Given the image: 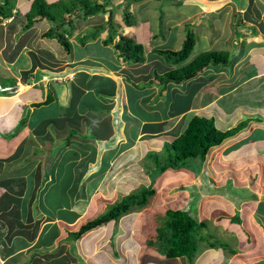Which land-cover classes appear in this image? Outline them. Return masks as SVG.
Instances as JSON below:
<instances>
[{
	"label": "crops",
	"instance_id": "1",
	"mask_svg": "<svg viewBox=\"0 0 264 264\" xmlns=\"http://www.w3.org/2000/svg\"><path fill=\"white\" fill-rule=\"evenodd\" d=\"M31 1L32 0H15V7L12 10L14 14L11 17L3 19L6 23L2 20L0 21L2 26H4V28H2L3 33L4 30L7 29V24H9L12 19L16 18L19 9L22 15L28 11ZM196 2L197 1H194L192 3ZM231 2L232 1L229 0L225 8H223L226 10L224 16H230L229 12L231 13L234 11L236 16L239 13V17L243 18V21H245L246 24L250 26L252 25L251 28H253L254 31L255 28L258 27L257 29H259V31L261 30L264 32V16L261 14L258 7H248L246 10L247 12L253 13V15H251L253 19L245 20L244 18L247 12L244 13L246 11L244 5L243 7L239 6L238 8V6ZM260 2L263 3V1ZM229 8H231V10H229ZM198 9L202 10L201 6L198 4L186 8V10H190L189 12ZM75 24L77 25L76 32L79 28L78 25H83V22L78 21L75 22ZM9 27L10 25L8 28ZM249 30L253 32L251 29ZM203 32L204 34L211 33L208 29ZM223 35L225 36V34L221 33L220 38H222ZM263 41L259 40L258 42H255L256 46L252 44L245 45L247 48L251 47L252 51L250 52H246L247 49H243L242 51L232 49L234 57H237L238 54L239 56L235 59V62L233 63L234 65L232 64L233 67L236 66V68L233 69L232 67L231 70L234 72L231 74L230 69L227 70L229 73H226V70L221 69L218 73H216L217 71L214 72L212 74L214 76L210 75L212 76L210 79L216 77L215 79H219L218 81L224 80L227 81V83L231 82L233 84V86H230L231 88H229V90H225V87L221 86L219 89L220 94L218 95V97L221 98H218V100H220L219 102H221L225 96L231 95L236 90L241 89V94H243L242 97L245 98V103L241 106V113H252L251 116L264 114V51H258V49H264V44H262ZM241 47L243 48V45H241ZM254 51L259 52L261 55L259 58L260 60H256L257 57L254 59L251 58ZM195 55H197V53L191 52L189 60ZM47 59L49 58L47 57ZM56 60L59 61L58 59ZM61 61L60 64H58L59 66L55 65L54 68L41 63L43 66L40 70L36 71L38 73L29 70L30 72L23 74L22 70H20L18 76L14 75L12 77L15 80L13 85L14 92L11 95H0V98L6 100L1 102L0 99V171H3V169L6 168L9 169L10 172V177L0 176V196L5 192L8 196V204L3 206L7 211L5 214H2L0 219V264L3 261L6 262L10 258L14 259L15 254L18 255L17 258L15 257L16 260H13L15 263L12 264H45L47 260V264H81L79 262L80 257L83 258L84 262L89 258V260L93 262L92 264H108V261H111L112 257L109 256L107 250L100 248L101 244H97V248H95L97 245L93 246L92 250L87 249L84 250L85 252L82 250L75 252L72 251V255H68L69 245L75 242L69 238V232L77 230L81 224H84L103 212L104 207L99 204V201L103 199L108 203L116 191L121 188L116 186L112 180L117 175H123L126 172L130 174L129 171L132 172L131 168H127V163L131 161L129 152L132 154V150H134L137 160L144 159L142 156L143 153L140 150V147L143 146V144L147 145L148 149L153 151L156 150V152H158L162 148L161 146H163L166 139L170 140L183 131L185 126H182L181 123L180 125H177V123L172 121L175 120L177 115L190 111V105L193 99L199 102L198 98L201 96V87L204 85V82H206L204 80L197 88L196 86L192 87V90L196 89L193 92L191 102L189 106L185 108L186 110L183 109L180 112L178 110L177 112L179 114L173 115L172 112L161 113V109L154 106H149V108H145L144 106L136 107L133 108V112H131L130 106H128L127 102L128 96L131 94L128 92L132 87V83H130L129 78L127 80L124 74H116V72H114L119 68V64L115 69L111 68V66H100L99 61L98 63H94L100 67H97L94 63L91 66H85V60L82 58H75L74 55L71 57L70 53H66V57L61 59ZM10 62H13V60H10ZM76 62L80 63L77 64ZM134 64H132V66ZM149 64L150 57H145V60L142 63L136 65H139L137 66L139 71V69L141 70L144 66L149 67ZM125 65H128V63L122 60L121 66L123 67ZM153 65L156 66L155 64ZM61 66L63 68H61ZM158 69H161L160 71L162 72L164 71L163 66ZM225 74H230V77H227ZM92 77H98L100 80L89 85L88 81L91 80L92 82ZM148 78V75H144L142 77V82H151V80H147ZM152 80L154 81L156 79L152 78ZM134 83L135 84L133 85L137 86L136 82ZM157 83H159L157 80L156 82L149 83V85H152V89L144 88L139 90L137 93L139 103L144 101V97L148 95L149 97L151 96V98L154 96L156 100L157 98H162L161 95L163 89ZM0 84H2L1 81ZM156 87L157 93L153 94ZM56 88L61 89L60 97L62 98V101L60 100V103L59 99L61 98L57 96L58 94L55 92ZM112 91L113 95L106 96ZM90 92L92 95L86 99L85 97ZM48 95L51 97V100L48 103L36 106V103L44 102ZM52 96L55 97L56 102L52 100ZM118 97L124 105L123 108L121 106L115 107V104L117 105ZM208 99L211 100L210 96L206 100ZM87 100L89 102L91 100L95 102L99 101V103L104 105H97V108L87 105L84 106L83 103ZM70 101H73L72 103L76 102V106L73 105V107L70 108L68 105ZM55 104L59 107L55 108ZM133 105L136 106L137 103ZM222 105L226 107L225 102ZM48 106H50L49 108L56 109V111H51L49 115L44 116L47 117L49 122H52L53 125H55L51 140L54 141L52 144H54L53 148H56L54 151L57 152V155L52 154V156L45 155L43 151L36 153L35 150L42 149L41 147L33 148L29 146V141L31 139L40 138V140H43L41 138L45 134V130L39 132L33 130L34 127H37V122L33 123L30 120L35 113L34 109L39 108L45 110ZM232 110L233 107L227 109V112L230 113ZM128 111H130L128 113V118L123 119L120 117L123 113ZM61 112H64L65 115L62 116ZM55 114L57 115L55 116ZM190 115L193 114L191 113ZM190 115H188L189 118ZM21 119L24 121L23 128L16 135L9 136ZM119 119L123 122L121 128L123 132H121V137L118 138L120 141L116 145V148L114 147L115 150L111 156L110 153H107L109 146L106 141L112 136V130H115L116 128L115 125L113 127V122ZM188 120L186 122H188ZM263 121L257 122L251 120V124L246 126L247 136L229 145L218 155L216 158L218 162L216 161V163H219L218 165L225 169H223V172L221 173L223 177L217 176V179L220 181L219 184L216 183L217 179L214 181L215 187H207V183L197 178L203 172L207 157L200 168V172H196V174L184 168L174 169L177 173H181L182 176L185 174L188 176V180L186 181H180V175H177L176 178V181L179 180L178 183L180 186L184 187L186 185L185 187H188L187 190L182 191V203L180 206L193 208L196 213H200L199 208L202 203H205L204 201H210L213 203L218 201L221 204V209H219V211L215 212V210H213L209 217L205 216V218L204 216H199L198 218L194 217L196 220L201 221L213 218L216 220V225H219L223 220L234 222L230 213L228 214V207L231 212H235L237 207H240L238 208L240 211L245 209L243 215H240L241 221L244 216L243 218L245 219L246 217L251 224L254 221V217H257L262 213L261 211H264V207H262L264 201L256 205L257 211L253 207V205H255L253 200L251 209H248L246 206L249 202L248 199L252 198L251 193H253L248 187H262L259 184L260 174L258 170H264ZM95 122H98L97 127L99 126V123H103L102 128L104 130V132L96 134V142L92 141L90 138L93 136L88 134V130L93 127ZM131 125L134 127L131 128ZM128 126L130 128V137L124 130ZM45 128H47V125H45ZM131 129H133L132 133ZM58 142H60V146L57 145ZM91 143L93 148H96L95 161L97 162H94L92 153L94 149L90 146ZM41 144L42 143H40V146ZM50 145L51 144H48V147ZM20 146L21 149H28L30 147L29 151L24 152L20 150L17 152V149ZM113 146H115V144H113ZM229 147L231 148L226 151ZM49 150L51 151V146L49 147ZM115 153H118L117 161L119 168L114 173H110L109 170L112 168V163L109 161H111L110 159L114 157ZM148 153L146 154L147 160L150 159ZM59 154L64 158V162L60 164H58V162H52V160ZM41 155L46 159L43 167L41 166L43 162L41 165L38 164V158H40ZM84 159H89V173L86 172L87 168L82 172L84 168L80 167V164ZM102 159L106 161V170L100 174L98 169L101 164L98 162ZM38 165L41 166V170L37 177L36 175L38 172L35 168H37ZM70 165L77 168L82 175L79 183V186L81 187H76L75 196L70 198V201L67 202V204H64L68 207L67 210L64 209L65 207L60 203L61 195L63 194L62 187L53 186L52 183H60L53 182V178L63 172L66 173V170L70 168ZM247 167L250 168L247 170ZM46 168L47 170H45ZM168 170L173 169L167 168L165 171ZM190 173L192 174V177ZM110 174H114V176H111L108 179ZM198 180L200 181V184L198 183ZM172 182H175V179ZM164 184H169V182H165ZM210 186H212V184H210ZM230 186H233L234 189H231ZM229 190H241L243 194L232 195ZM81 191L85 192V196L80 195ZM195 193L197 196H194ZM25 207H27L28 211L23 210ZM223 208L226 209V214H222L225 211L222 213L220 212ZM92 213L94 214L91 216ZM110 223H112V221L103 225L110 226ZM9 224H16V230L18 233H20L21 230H24L27 234H23L24 236L15 235V230L12 228L10 229ZM35 225H38V230L36 234L33 235L35 232L33 226ZM53 225L56 226L53 227ZM252 228H254V226L251 224L247 230L250 232ZM65 229H67V232ZM231 231L233 232L237 230L233 228ZM244 232L245 231L242 230V233ZM116 233L114 240L115 245L117 246L118 240H121V235L124 233L123 228L119 226ZM130 234H132V232ZM246 234L248 233L246 232ZM259 234L261 237H264L263 231L260 230ZM245 239L248 240V238ZM126 249L129 251L132 250L130 247H125L123 251H127ZM234 251L237 252V250ZM256 258L257 257L254 256L252 259L256 260ZM105 261L107 262L105 263ZM159 262H161V260ZM258 262H261V259H258L256 263Z\"/></svg>",
	"mask_w": 264,
	"mask_h": 264
},
{
	"label": "rangeland",
	"instance_id": "2",
	"mask_svg": "<svg viewBox=\"0 0 264 264\" xmlns=\"http://www.w3.org/2000/svg\"><path fill=\"white\" fill-rule=\"evenodd\" d=\"M47 1L53 2L57 0ZM198 1L201 4L198 2L192 3L194 1L191 2L188 0L187 2L186 0H144L140 3L129 2V5H127L126 0H107L105 2L107 9H114L113 24L117 26V29L114 32L117 36L116 38H118V34H123L135 38L137 42H141L143 44L144 54L146 53L145 57H150L149 67L144 66L143 68H141V70L139 69L138 71L137 66L139 65L134 64L132 66L133 63L131 62L128 63V65L130 64L131 66H121L122 58L115 50L113 44L110 43L105 45L103 43V40L108 35L107 30H113V28H107V15L101 16L100 13L92 16H87L85 19H83L82 16L79 15L77 17H73L74 22L82 21L83 25H78L79 28L77 29V31L74 32L73 36L69 37V40L72 43L70 55L71 57L72 55H74L75 58H82L83 60H85V66H91L94 62L98 63L99 61L100 66H111V68L115 69L119 64V68L114 72H116V74H124L127 80L129 78L130 83H132V87L128 92L131 93L129 94L130 99L127 102L128 106H130L131 112H133V108L141 106H144L145 108H149V106L157 107L161 109V113H170L174 112L175 110L181 111L189 106L194 90L205 80L206 82H204V85L201 87V96H199L198 98L199 102L193 99L190 105V111L187 113H181L176 117L174 116L175 120H173L172 122L177 123V125H180L181 123L182 126H186V121L189 119L188 115H190L191 113H198L205 115H214V117L216 118L215 124L218 127H233L245 117L252 115V113H241V106H243V104L245 103V98L242 97L243 94H241V89H238L231 95L224 97L223 100L219 102L220 100H218V98L220 97H218V95L220 94L219 89L221 88V86L225 87V90H229V88H231L230 86H233V84L231 82H228V84L227 81L224 80L218 81L219 79H215L216 77L210 79V75H212L216 71V73L219 72V70H217L218 68L213 65H208L207 67L203 68L195 77L181 83H176L174 81H168L164 83V81H161V83L159 82L157 84L163 89L162 95L159 94L162 98H157L156 100L153 95V98H151V96L149 97L148 95L144 97V101H141V103L138 102L137 93L139 92V90L144 88L152 89V85H149V83L156 82V80H152V78L155 79V71L157 72V74H161L165 70L173 68L175 66L171 64V62H168V65H166L165 59L154 52V49L160 47H169L174 50L179 49L186 37L188 29H191L196 33L197 42L195 43L192 53L197 54L208 49H226L230 52V58H232V49H238L241 51L243 49H247L246 52H250L252 51L251 47L247 48L245 45L252 44L256 46L255 42L264 40V32H262L261 30L259 31V29H257L258 27L255 28L254 31V29L251 28L252 25L250 26L246 24V22L243 21V18L239 17V13L236 16V13L233 11L231 12L232 14L229 12L230 16H224L226 10L223 8H225L229 0ZM231 1V3L238 6V8L239 6L243 7L244 5L245 10L250 6L258 7L261 11V14L264 16V0ZM260 1H263V3H261ZM197 4L201 6L202 10H194L195 12H189L190 10H186V8L190 7L191 5ZM126 6L132 17H135L136 23L134 25L126 26V24L124 23V17L122 13L123 10H125L124 8H126ZM229 10H231V8H229ZM246 12L247 10L244 13ZM246 15H253V13L248 12V14ZM24 22L25 17L21 14V11L19 9V13L17 14L16 18L12 19L11 22L7 24V29L4 30V33L2 31V28H4V26H2V24L0 23V75L2 77H9L10 79H12L14 75L18 76L20 70H22L23 74L30 71L36 72L42 68V64L54 68L55 65L59 66L58 64H60L61 59H64V57H66L67 52L65 53L62 46L57 42L56 39H54L53 37L47 38L43 36V33L47 31V29L52 25L49 20H39L28 29L23 28ZM9 25L10 27L8 28ZM205 28L211 31V33L209 32L208 34H204L203 31L206 30ZM98 29L102 31L95 40H89L83 44L77 38V34H80L83 31L84 32L81 34H85L88 30L96 31ZM249 29H251L253 32H251ZM221 33L225 34V36L223 35L222 38H220ZM116 38H114V40H116ZM262 44H264V41L262 42ZM241 45H243V48L241 47ZM258 51L263 52L264 49H258ZM258 51H254L252 53V59L257 57L256 60H260L259 58L261 57V55ZM47 57L50 60L47 59ZM56 59H58L59 61H57ZM191 59L192 57L190 58V60ZM10 60H13V62H10ZM153 64H155L156 66H154ZM99 65L97 66L96 64L97 67H100ZM233 65H227L221 69H224L226 70V73H229V71L227 70H231ZM162 66L164 67L163 72L160 71L161 69H158ZM61 68L63 67L61 66ZM234 68H236V66L233 67V69ZM232 72L234 71L231 70L230 74ZM230 74L225 75L227 77H230ZM144 75H148L149 78L147 80H151V82H142V77ZM91 79L92 82L91 80L88 81L89 85L100 80L98 77H92ZM134 82H136L137 86L133 85L135 84ZM193 86H196L194 90H192ZM55 92L58 94L57 96L61 98V89L56 88ZM155 93H157V87L153 94ZM91 95L92 94L90 92L85 98L87 99ZM209 96L211 100H206ZM0 99L1 102L6 101L3 98ZM52 100L56 102L54 96H52ZM60 100L62 101V98L59 99V103ZM72 102L73 101H70L68 104L70 108H72L73 105L76 106V102ZM224 102L226 103V107L222 105ZM89 103L92 105H90ZM136 103L137 105L134 106L133 104ZM83 105L93 106L94 108H97V105L104 104L99 103V101L95 102L91 100L89 102L87 100L84 101ZM119 106L123 108L124 105L118 97L117 105L115 104V107ZM49 107L50 106L46 107L45 110L39 108L34 109L35 113L30 120L33 123L37 122V131L45 130V137L42 138L43 140H40V138H34L33 140L31 139L29 141V146L33 148L41 147L42 149L40 150L43 151L45 155L52 156V154L57 155V152L54 151L56 148H53L54 144H52L51 140L53 137V130L55 125H53L52 122H49L47 120V117L44 116L49 115L51 111H56V109H52ZM58 107L59 106L57 105L55 106V108ZM232 107L234 112L236 113H234L233 110L230 113L227 112V109H231ZM130 111L123 113L120 117L123 119L128 118V113ZM57 114H55V116ZM61 115L64 116V112H61ZM255 116L261 117L264 120V114H256ZM97 123L98 122H95V124H93V127L88 130V134L93 136L90 139L94 142H96L97 140L96 134L104 132L102 128L103 123H99L98 127ZM249 124L251 123L249 122L248 125ZM45 125H47V128H45ZM114 125L116 128L115 130H112V136H110V138L108 137L109 139H107L106 141L107 145L109 146H107L109 148L107 150V153H110L111 156L114 153V147L116 148V145L120 141L118 140V138L121 137V132H123V130H121L123 122L120 119L114 121L113 127ZM132 127L134 126L131 125V128ZM124 130L130 137L129 126ZM246 130V127L241 129L233 137L226 139L222 144L212 147L209 150L206 155L207 159L205 167L203 166V172L197 177L199 178V180L207 183V187H215L214 181L217 179V176L223 177L221 173L225 168L219 166V163H216V158L218 157V155L222 153L229 145L237 142L242 138H245L247 136ZM132 131L133 129H131V133ZM166 141L169 142L170 140L166 139ZM40 143H42L41 146ZM112 143L115 144V146H113ZM48 144H51V151L49 150L50 146L48 147ZM57 145L60 146V142H58ZM90 146L93 148L92 143L90 144ZM161 147L162 148L160 149V151H158L160 153L157 154L155 150V154L158 157H161L164 154L162 151L164 146ZM29 148H22V151H29ZM230 148L231 147L226 149V151ZM93 149L94 151L92 153L94 162H97L95 161L96 148L94 147ZM140 150L143 153L142 156L144 157V159L137 160L134 150H132V154L131 152H129L131 158L130 162H132L135 167L134 170L131 169L132 172L129 171L131 175L126 172L123 175H117L115 177L116 179L114 178L112 180L116 186L121 188L116 191V193L111 197L108 203L103 199L99 201V204L104 207L103 212L106 210L107 206L110 203L118 200L121 196H123V194L130 193L138 187H141V184H144V182L147 181L146 173L148 172V162L153 163L154 159L151 160L150 158L149 160H147L146 154L149 152L148 156H150V153H154V151L148 149L147 145L145 144L140 147ZM117 154L118 153H115L114 157L110 159L111 161H109L112 163V168L111 170H109L110 173H114L119 168ZM38 159V164L41 165V163L43 162V164L41 165L43 167L45 165L46 159H44L42 155ZM52 162H58V164H60L64 162V158H62V156H60L59 154L55 159L52 160ZM98 163H100L102 166H106V161L103 159ZM194 164L197 165L195 161H193V165ZM89 165V159L82 160L80 164V167L84 168L82 172H84L87 168L86 172L89 173ZM138 165L142 166L141 172ZM41 166L38 165L37 168H35L38 172V174L36 175L37 177L39 176ZM249 168L250 167H247V170ZM184 169H187L194 174H196L197 172L196 169ZM45 170H47V168ZM1 171L0 176L2 177H7L10 174L9 169L4 168L3 171ZM66 171H68V173L66 174V177L63 179L62 183H52L53 186L62 187L63 194L61 195L60 203L63 204L62 206L65 207L64 209L68 208L64 204H67V202L70 201V198H73L75 196L77 189L76 187L79 186L78 182L81 181L82 175V173H80V171H78L77 168L73 167L72 165H70V168H68ZM258 171L260 174L259 184L262 187H248V189H251V191H253V193L251 194L252 198H254L248 199L249 202L248 205H246L248 209L252 208V200L255 203V205H253L255 210L257 208L256 205L264 201V170L260 169ZM177 175H180V181L188 180V176L186 174L182 176L181 173H177V171H175L174 169L164 171L155 178L153 186L156 189V192L150 198V201L146 207L138 211H136L137 209L132 210L125 215L120 216L118 220L112 221L113 224L110 223V226L100 225V227L97 226V228H92L78 239H74L73 237H71L70 239L74 240L75 242L69 245L68 255H72V253L75 251L82 250L83 252H85L84 250L87 249L92 250L93 246L101 244L100 248L107 250L109 256L112 257V260L108 261V264H257L256 262L258 259H261V262L258 263L264 264V256H261L264 255V237H261V235L259 234L260 230L264 232V211L261 210L260 211L262 213H260L257 217H254V221L251 223L254 228H252L250 232L247 230L251 225L250 221H248L246 217L244 219V216L242 217V221L238 223L231 222L230 220H223V222H220L219 225H216V220H214L213 218L206 220L205 227H203L202 229L200 228L197 231V234H205L206 236L203 235L201 237H206L205 239L211 242L218 241L226 243L227 249L220 247L216 248V246L211 247L208 242L200 241L197 242L198 250L189 261L186 259V257H166L156 249L146 245V239L156 235L155 228L163 222L164 214L167 209H190L188 210V212L195 218H198L199 216H204V218L205 216L209 217L213 210H215L216 212L221 209V204L218 201H215L214 203L210 201H204L205 203H202L199 208L200 213H196L193 208H187L186 204V207L180 206V204L182 203V191L187 190L188 187H185L186 185L184 187L180 186V184L178 183L179 180L176 181ZM190 175L192 177L191 173ZM111 176H114V174H110L108 176V179ZM174 179L175 182H172ZM199 180L198 183L200 184ZM216 181V183L219 184L220 181L218 179ZM165 182H169V184H164ZM210 184H212V186H210ZM230 188L234 189L233 186H230ZM229 191L232 195L243 194L241 190ZM194 196H197L196 193L194 194ZM7 198L8 196L6 195L2 198V200H0V219L2 217V214H5V212L7 211V209L3 208V206H6L8 204ZM262 207H264V205ZM238 208L240 207H237L235 212H231L228 207V214L230 213L231 218L234 217V214L237 211L239 212V215H243L245 209H242L240 211ZM23 210L28 211L27 207L23 208ZM220 212H224L222 214H226L227 211L225 208H223L222 210H220ZM93 214L94 213H92L91 216ZM55 226L56 225H53V227ZM119 226L123 228L124 233L123 235H121V240H118V244L116 242V246L114 236L115 234H117L116 232L118 231ZM233 228H235L237 231L232 232L231 229ZM242 230H244L245 232L242 233ZM65 231L67 232V229H65ZM131 232L132 234H130ZM246 232L248 234H246ZM208 234L211 235V237H209ZM245 238H248V240H246ZM97 247L98 245L95 248ZM125 247H130L132 250L129 251L128 249H126L127 251H123ZM228 249L237 250V252L231 253ZM17 255L18 254H15L16 258ZM254 256L257 257L256 260L252 259ZM15 257L14 259H8L6 262L3 261L4 263L2 262L1 264L15 263L13 261L16 260ZM160 260L161 262H159ZM47 261L45 262V264H47ZM79 262L81 264L93 263L89 260V258H87L86 262H84L82 257H80ZM106 262L107 261H105V263Z\"/></svg>",
	"mask_w": 264,
	"mask_h": 264
},
{
	"label": "trees",
	"instance_id": "3",
	"mask_svg": "<svg viewBox=\"0 0 264 264\" xmlns=\"http://www.w3.org/2000/svg\"><path fill=\"white\" fill-rule=\"evenodd\" d=\"M106 1L107 0H57L48 2L47 0H32L28 11L24 14L25 23L23 28H30L38 20H49L52 25L43 33V36L56 39L62 46L63 50L69 54L72 48V43L69 40V37L74 35L77 27L73 17L79 15L85 19L87 16H92L97 13H100L101 16L107 15V28L111 27L113 30H107L108 35L103 40V43L105 45L112 43L123 61L127 63L131 62L133 64L142 63L145 60L143 44L137 42L135 38L128 35L118 34V38H116L117 36L114 32L116 31L117 26L113 24L114 9H107L105 4ZM142 1L144 0H126L127 5L130 4L129 2L137 3ZM190 1L199 2L198 0ZM14 7L15 0H0V21L3 18L11 17L14 14L12 11ZM124 9L125 10H123L122 13L124 23L126 26L134 25L136 23L135 17H132L131 13L127 10V6ZM246 14H248V12ZM246 14L244 18L245 20L253 19L251 15ZM101 31L102 30L99 29L96 31L88 30L85 34H81L84 32L83 31L80 34H77V38L84 44L89 40H95ZM114 38H116V40H114ZM195 43L196 35L191 29H188L186 37L179 49L174 50L169 47L155 48L154 52L165 59L166 65H168V62L175 65L173 68H169L161 74L155 72V79L160 83L161 81H164V83L168 81L181 83L195 77L208 65L217 67V70H220L227 65L231 66L239 56L238 54L237 57H234L232 54V58H230V52L228 50L208 49L200 52L189 60V56ZM212 76H210V78H212ZM0 81L2 83L0 84V95H11L14 92V78H5L0 75ZM113 91L106 96L113 95ZM50 98L51 97L48 95L44 102L36 103V106L48 103L51 100ZM129 99L130 97L128 96V101ZM177 111L178 110H175L172 114H179ZM215 120L216 118L214 115L198 113L191 115L187 125L178 136L170 139L169 142L164 141V148L162 150L164 154H161V157H158L155 154V151L154 153H150V156L148 157L151 158V160L154 159V162L148 163V172L146 173L147 181H145L144 184H141V187H138L130 193L124 194L118 200L109 204L104 212L82 224L77 231L69 232V238L73 237L74 239H78L92 228L103 225L109 221L118 220L120 216L125 215L132 210L137 209L136 211H138L146 207L150 198L156 192L153 183L160 173L164 172L167 168H188L196 169L197 173L200 172V168L202 167L206 155L212 147L218 146L226 139L233 137L238 131L245 128L251 120L257 122L263 121L261 117L250 115L239 121L233 127L223 128L221 126H216ZM23 126L24 121L21 119L9 136L16 135ZM33 130H37V128L34 127ZM52 142L54 141L52 140ZM20 150L21 146L17 149V152ZM35 151L37 153V151L41 150L36 149ZM158 153L160 152H157V154ZM190 160L195 161L197 165H193V161ZM105 170L106 166L100 165L98 172L102 174ZM67 173L68 171H66V173L63 172L53 178V182L62 183ZM78 183H80V181ZM80 195L85 196V192L81 191ZM233 221L237 223L241 222L238 211L234 214ZM205 222L206 220H196L187 210L167 209L164 214L163 222L155 228L156 235L146 239L145 243L147 246L156 249L166 257H186L188 261L198 250L197 242L200 241L208 242L211 247L216 246V248L220 247L227 249L226 243L218 241L211 242L206 240V237H201L205 234H197V231L200 228L202 229L205 227ZM16 226V224H9V228L15 230V235L27 234L24 230H21L20 233H18ZM33 228L35 229L33 235H35L38 230V225L33 226ZM209 237H211V235H209ZM228 250L231 253H235L234 250Z\"/></svg>",
	"mask_w": 264,
	"mask_h": 264
},
{
	"label": "clouds",
	"instance_id": "4",
	"mask_svg": "<svg viewBox=\"0 0 264 264\" xmlns=\"http://www.w3.org/2000/svg\"><path fill=\"white\" fill-rule=\"evenodd\" d=\"M4 19V18H3ZM195 34V33H194ZM136 64H139V63H136ZM42 138H44V135H43V137ZM41 138V139H42ZM21 151H22V149H21ZM37 152H41V151H37ZM124 164V163H123ZM139 166V169H140V172H141V170H142V168H141V166L140 165H138ZM127 168H131V169H135V167H134V164L132 163V162H129V163H127ZM126 170V169H125ZM6 195V192L5 193H3L1 196H0V200H1V198L2 197H4ZM12 236V235H11ZM15 236V235H14Z\"/></svg>",
	"mask_w": 264,
	"mask_h": 264
}]
</instances>
